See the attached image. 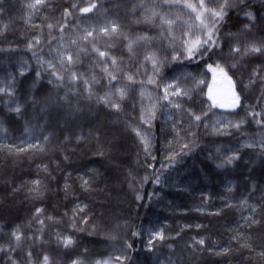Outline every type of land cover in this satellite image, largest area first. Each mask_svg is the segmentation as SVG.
<instances>
[{"label":"snow or ice","instance_id":"1","mask_svg":"<svg viewBox=\"0 0 264 264\" xmlns=\"http://www.w3.org/2000/svg\"><path fill=\"white\" fill-rule=\"evenodd\" d=\"M24 7L29 21L42 9H61L59 20L49 22L45 17V24L36 26L38 33L25 40L35 68L26 60L17 62L19 77L26 78V73L34 71L32 86L35 88L46 76L51 91L39 99L35 96L30 98L34 110L29 114L28 105L21 103L17 96V75L8 72L7 79L0 80V98H8L5 106L17 119L24 120V132L29 134L28 141H21L24 147L0 143V153L13 156L47 152L53 135L48 131L53 111L80 112L81 104L87 102L90 107L102 106L135 134L138 158L142 153L145 165L153 169L139 181L129 172V188L135 193L136 201L144 200L141 191L144 184L151 181L161 185L164 182L161 172L152 163L156 159L153 148L158 120L167 124L173 133L168 141V164H162L161 169L175 166L200 146L201 127L207 135L230 136L252 122L259 131L241 147L258 149L264 160V104L261 103L264 101V61L248 71L247 76L244 72L250 60L264 57V0H259V7L254 6V0H127L126 3L122 0H107V3L106 0H76L67 7L57 5L54 0H29ZM121 8L125 16L131 17L130 23L136 25L138 31L133 32L121 18ZM6 11L5 0H0V16ZM234 13L242 16L244 22L235 32H223ZM45 25L47 38L43 33ZM8 28L7 23L0 25V53L7 54L10 59L20 53L21 48L8 39ZM85 59L88 61L86 68ZM193 62L197 70L186 71L187 64ZM257 84L261 87L257 97L259 111L255 105L247 103L244 95ZM126 105L129 112H126ZM240 111L244 112L243 116ZM36 129H39V135H35ZM0 133L5 136L8 133L3 121H0ZM96 138L98 141V131ZM64 139L68 141L69 137ZM85 139L87 137L83 133L76 136L78 142ZM216 153H221L219 147ZM98 154H104L102 148ZM209 158H214L212 153H209ZM63 159L68 161L69 156L64 155ZM238 159L240 152L229 150L216 167L233 165ZM38 167L48 174V182L34 179L13 184V194L24 189L26 199L44 200L52 191L50 183L56 177L48 165ZM56 167L61 168L59 162ZM70 176L71 172H67L62 187L66 198L73 191L68 182ZM80 180L84 190L91 189L90 178L81 176ZM255 190L253 183L252 191ZM228 191L231 192L232 188L229 187ZM152 195L159 194H149V199ZM231 199L225 198V208L234 206ZM236 206L246 210L247 215L241 217L243 225L233 229L235 234L231 240L239 245L235 251L247 249L264 261V242L257 252L251 240L252 230L264 227V202H250L249 197H245ZM88 208V204L77 201L71 215L66 210L62 216H57L46 214L43 204L35 207L27 224H15L7 233V243H0V253H3L0 264H131L129 253L133 244L127 239L114 254L106 257L91 258L87 248L75 251L76 238L57 227L63 223L64 217L68 218L73 231L102 234L109 241L119 239L120 226L101 230L91 222L86 211ZM49 225L52 226L51 232ZM196 227L203 226L197 224ZM46 235L50 237L48 241L45 240ZM131 235L138 237L141 232L134 230ZM165 238L163 228L149 229V250L155 247L154 241L162 242ZM52 241L57 248L65 250L67 259L63 262L54 259L44 247ZM37 243L39 249L35 247ZM187 247L192 253L207 251L215 256H226L234 251L231 245L220 246L213 242L210 246L206 236L194 237ZM21 252L23 257L19 258ZM69 252L72 254L68 255ZM247 259L251 264V257ZM167 264H183V257L176 261L169 257Z\"/></svg>","mask_w":264,"mask_h":264},{"label":"trees","instance_id":"2","mask_svg":"<svg viewBox=\"0 0 264 264\" xmlns=\"http://www.w3.org/2000/svg\"><path fill=\"white\" fill-rule=\"evenodd\" d=\"M28 2L29 0H5L7 11L0 16V25L4 23L9 25L8 39L18 43L21 51L10 59L7 54L0 53V80L7 79L8 72L17 75V96L21 103L28 105V112L31 114L34 109L30 98L32 96L41 98L51 91V86L48 85L45 76L33 88L34 71L26 73V78L19 77L17 62L26 60L33 69L35 68V61L30 59L31 53L25 47V40L38 33L39 29L36 26L45 24V17H48L49 22L59 20L61 9H42L34 13L29 21L28 11L24 7ZM54 2L67 7L70 2L76 0ZM126 2L127 0H122V3ZM254 6L259 7V0H254ZM120 15L133 32L139 30L136 25L130 23L131 17L125 16L123 8L120 9ZM242 22L244 18L234 13L223 32H235ZM43 33L44 38H47L46 25ZM262 61L264 57L250 60L248 67L244 69L245 76ZM87 64L88 61L85 59V68ZM185 70L195 72L197 70L195 62L188 63ZM260 92L261 87L257 84L244 93L247 103L255 105L257 111L260 110V105H257ZM7 99L6 96L0 98V121L8 128L7 136L0 133V143H13L24 147L21 141H28L29 134L24 132V120L17 119L14 113L8 111L5 106ZM261 103L264 104V101ZM75 104L74 98L73 105ZM80 107L81 111L76 113L53 111L48 129L53 135L47 152H26L13 156L0 153V243H7V233L15 224H27L35 207L43 204L46 214L62 216L67 210L71 215V209L80 201L88 204L89 208L86 211L91 216V222L96 223L101 230H112L116 225L120 226L119 239L109 241L102 234L90 235L88 231H73L68 218L64 217L63 223L57 227L76 238L75 251L87 248L91 258L114 254L127 239L133 244V250L129 253L131 264H167L169 257L173 261L183 257V264H249L247 259L249 256L251 264H264L255 252L249 253L247 249L235 251L239 245L231 240V236L235 234L233 229L242 226L241 217L247 215L246 210L242 211L236 206L238 201L249 197L250 202H264L261 199L264 197V160L261 159L258 149L241 147L259 131L254 122L242 126L240 132H233L230 136L207 135L206 130L201 127L200 146L194 149L192 154L184 156L175 166L161 169L162 164H168L166 159L168 141L172 139L173 133L167 124L158 120L153 148L156 159L152 163L155 164V169L161 172L164 182L161 185H155L151 181L144 184L141 189L144 200L136 201L135 193L129 188V172L131 171L139 181L145 174H151L153 169L145 165L142 153L138 158V141L135 134L102 106L90 107L84 102ZM125 109L126 112L130 111L127 105ZM239 114L243 116L244 112L240 111ZM81 133L87 139L78 142L76 136ZM39 134V129H36L35 135ZM65 136L69 137L68 141H65ZM218 147L221 149L219 155L216 153ZM101 148L104 151L103 155L98 154ZM229 150H238L240 159L233 165L216 167L219 161L229 154ZM209 153H212L214 158L210 159ZM64 155L69 156L68 161L63 159ZM57 162L61 165L60 169L56 167ZM41 164L48 165L56 177V180L50 183L52 191L44 200L41 202L26 199L24 189L13 194V184L27 183L34 179L48 182V174L38 167ZM67 172H71L68 182L73 191L66 198L62 187ZM81 176L92 180L91 189L84 190L81 186ZM253 183L256 185L255 191H252ZM229 187L232 188L231 192L228 191ZM152 193L159 195H152L149 199V194ZM228 197L232 198L231 203L234 206L225 208V198ZM199 208L203 211H197ZM197 224L203 227L197 228ZM185 225L191 227H184ZM159 228L164 229L166 238L162 242L154 241L155 247L150 251L147 243L149 229ZM51 230L52 226L49 225V232ZM134 230L140 231L141 235L133 237L131 233ZM177 233L180 235L177 236ZM198 236H206L210 246L213 242L220 246L231 245L234 251L226 256L210 255L207 251L192 253L187 245ZM49 239V235H46L45 240ZM251 240L256 246V251H260L259 246L264 242V227L254 228ZM169 245H172V248H169ZM35 247L39 249V243ZM44 247L50 251L54 259L61 262L67 259L65 250L57 248L54 241L45 244ZM24 248H27V242ZM22 257L23 252L19 258ZM2 260L3 253H0V261Z\"/></svg>","mask_w":264,"mask_h":264}]
</instances>
